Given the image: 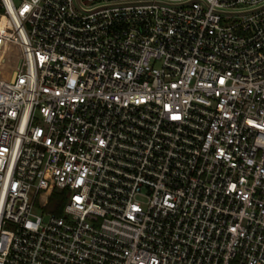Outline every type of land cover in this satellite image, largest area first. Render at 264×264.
I'll return each mask as SVG.
<instances>
[{
    "label": "built area",
    "instance_id": "2783aa9c",
    "mask_svg": "<svg viewBox=\"0 0 264 264\" xmlns=\"http://www.w3.org/2000/svg\"><path fill=\"white\" fill-rule=\"evenodd\" d=\"M0 17V264H264V0Z\"/></svg>",
    "mask_w": 264,
    "mask_h": 264
},
{
    "label": "rangeland",
    "instance_id": "374dc122",
    "mask_svg": "<svg viewBox=\"0 0 264 264\" xmlns=\"http://www.w3.org/2000/svg\"><path fill=\"white\" fill-rule=\"evenodd\" d=\"M2 56L5 58V60L0 61V70L3 73L6 71L7 75H9L15 68V65L18 60L17 50L13 47H8L0 55V57Z\"/></svg>",
    "mask_w": 264,
    "mask_h": 264
},
{
    "label": "trees",
    "instance_id": "16d2710c",
    "mask_svg": "<svg viewBox=\"0 0 264 264\" xmlns=\"http://www.w3.org/2000/svg\"><path fill=\"white\" fill-rule=\"evenodd\" d=\"M64 200V191L53 190L49 196L48 203L45 208L47 210L60 213Z\"/></svg>",
    "mask_w": 264,
    "mask_h": 264
},
{
    "label": "bare ground",
    "instance_id": "6f19581e",
    "mask_svg": "<svg viewBox=\"0 0 264 264\" xmlns=\"http://www.w3.org/2000/svg\"><path fill=\"white\" fill-rule=\"evenodd\" d=\"M1 21H2V17H0V23H1ZM0 60H2V59H0ZM5 75H7L6 71H5Z\"/></svg>",
    "mask_w": 264,
    "mask_h": 264
}]
</instances>
